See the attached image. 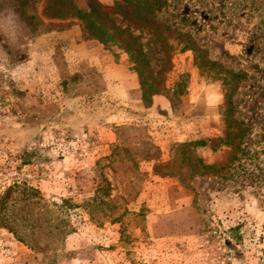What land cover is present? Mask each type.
I'll use <instances>...</instances> for the list:
<instances>
[{"label": "rangeland", "instance_id": "rangeland-1", "mask_svg": "<svg viewBox=\"0 0 264 264\" xmlns=\"http://www.w3.org/2000/svg\"><path fill=\"white\" fill-rule=\"evenodd\" d=\"M166 1L149 9L159 31L113 16L143 50L131 57L83 33L70 3L19 13L22 1L0 0V196L20 186L8 216L33 239L0 226V264H264V182L247 176L259 171L220 143L187 146L225 132L213 62L246 74L230 119L250 128L249 147L264 135V67L244 49L257 20L239 5L250 0ZM73 26L71 46L59 35Z\"/></svg>", "mask_w": 264, "mask_h": 264}, {"label": "trees", "instance_id": "trees-1", "mask_svg": "<svg viewBox=\"0 0 264 264\" xmlns=\"http://www.w3.org/2000/svg\"><path fill=\"white\" fill-rule=\"evenodd\" d=\"M20 1L22 2L17 6V12L22 13L25 9L26 2L30 0ZM57 1L70 3V12L77 16L83 33L100 42H117L131 57H136L137 54H143V50L139 47L138 52L135 54L130 52L133 45L129 44L131 43L129 41L133 40L127 35V29H122L117 25L113 16L119 15L123 20H128L137 26L159 31L163 29V26L155 21L149 9L152 8V11L160 12L167 5L166 0H122L119 3H115L113 7H109L108 5L98 3L97 0H86L85 8H79L77 0ZM239 5L242 10L248 8V15H252L251 17L257 20V23L252 27H245V33L250 40L248 45L244 47L245 53L248 56L261 55V63L264 67V42H262L264 39V0L244 1ZM132 17L135 19L133 20ZM128 38L129 41H127ZM195 46V42L190 41L186 43L182 49H194ZM210 68H215L217 73L220 74L218 80L222 82L225 91V132L223 137L217 140H201L189 143L187 146L205 147L209 145L213 150H216L217 148L214 147V144L220 143L225 147H229L231 148L229 162H237L238 168L241 169L244 174H247L248 166H255L259 172L252 175L247 174V176L255 178V182H264V165L262 167L259 165L261 162L260 155H264V135L257 136L254 140L255 143L253 142L255 146L249 147V145L246 144V139L250 135V128L243 121L230 119L234 110L233 93L237 84L246 79V74L243 71L219 68L217 63L214 62L210 63ZM258 70L260 71L262 68H258ZM262 72L264 73V70H262ZM202 168L204 170H215L214 166H203ZM19 191L20 186L14 184L13 187H9L5 193L0 196V226L15 235L17 240L33 245L30 241L33 239H28V237L25 239V237L21 236L23 233L20 228V222H26L27 219L22 218L16 221L14 217L8 216L11 209H18V200H13L12 195L14 193H19ZM37 194L38 192L33 189L23 188V195L26 197L24 200L36 199ZM37 200V203H39L40 199ZM23 207L28 209L29 203L23 205Z\"/></svg>", "mask_w": 264, "mask_h": 264}, {"label": "crops", "instance_id": "crops-1", "mask_svg": "<svg viewBox=\"0 0 264 264\" xmlns=\"http://www.w3.org/2000/svg\"><path fill=\"white\" fill-rule=\"evenodd\" d=\"M100 2L108 4L111 3L112 0H100ZM77 4L79 8H85L86 0H77ZM80 37H81V32L77 26H73L71 29L59 35V38L62 39L64 43H69V45L71 46L75 45L78 41H80ZM118 70L120 71L119 73L121 74V77H123L122 82H124V77H127L128 70L122 63H121V69L119 68ZM105 83L107 85L110 84L109 86L114 88V80H112V76L110 74H106Z\"/></svg>", "mask_w": 264, "mask_h": 264}]
</instances>
